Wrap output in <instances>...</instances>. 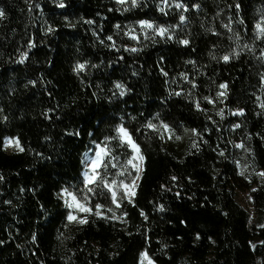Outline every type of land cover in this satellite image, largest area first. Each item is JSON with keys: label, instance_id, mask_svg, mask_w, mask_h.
<instances>
[{"label": "trees", "instance_id": "16d2710c", "mask_svg": "<svg viewBox=\"0 0 264 264\" xmlns=\"http://www.w3.org/2000/svg\"><path fill=\"white\" fill-rule=\"evenodd\" d=\"M0 11V264H139L141 251L154 264H264V178L249 193L259 226L235 195L236 144L264 172V0H0ZM118 125L144 157L132 202L115 220L67 221L58 194L81 193L97 144L109 181L135 175H119L129 149L105 140ZM193 129L205 141L187 152L176 136Z\"/></svg>", "mask_w": 264, "mask_h": 264}, {"label": "snow or ice", "instance_id": "6c2138e0", "mask_svg": "<svg viewBox=\"0 0 264 264\" xmlns=\"http://www.w3.org/2000/svg\"><path fill=\"white\" fill-rule=\"evenodd\" d=\"M116 2L120 5H123L126 2V0H116ZM130 3L132 4L133 7H135L137 5V0H130ZM57 6L64 7L62 2L59 3ZM177 7H180V5H177ZM237 7H239V5H237ZM3 15L4 13L0 11V17H2ZM180 19L181 21H183L184 17L181 16ZM88 23H91V21H88ZM138 24L141 30L151 29L152 31L156 33V35H159L162 38L165 37L166 34L168 33V29L164 27H159V26L154 27V25L147 20H140L138 21ZM254 27L256 29L257 39L264 37V20L258 22ZM49 31H52V29L50 28ZM132 31L133 30L130 29L128 33H125V35H129L130 33H132ZM130 38L133 40H136L137 37L136 35L132 34ZM167 38L172 39L171 35H167ZM108 39L111 40L112 38L108 37ZM181 43L186 45L188 44V41L183 40L181 41ZM130 50L133 52L137 51L136 48H131ZM223 59L225 60V62H227L229 60V57L224 56ZM83 68H84V65L82 64L77 65V70H83ZM262 81H264V76H262ZM116 87L118 89H122V85L120 84H117ZM219 88L226 90L227 85L222 83L219 85ZM121 95H123V91H121ZM224 96H226V91H221L217 93V97H224ZM204 99L207 100L208 103H214V101L208 97H205ZM257 99H260V98L257 97ZM196 107L199 108V104H197ZM261 107H264V105H261ZM234 114H242V111L238 113H234ZM217 115H220L221 118H223V110L218 112ZM147 127L155 129V126L152 124H148ZM161 127L164 129L165 132L171 133V129L168 127V125H161ZM234 127L238 128L239 125L238 124L234 125ZM192 132L193 134H196L195 129H193ZM115 133H116L115 136L106 137L105 138L106 142L111 141V140H117L119 142L118 146L120 147L126 146L131 153V155L127 157V159L124 162V165L122 166L124 170L121 171L119 175L121 176L126 175L129 171V168L131 171L135 172V175L132 176L131 180L126 183L123 180L119 182H117L116 180L109 181L107 179V171L101 174L100 169L101 168L106 169L107 165L111 162V161L104 160V157L108 156L110 152V149L107 147V143H106L104 146H101L100 144L96 145L95 156L87 159L86 161L87 170L83 173V176H84L85 189L87 192H94V188L89 187V185H95L96 187L102 186L101 194H103V190H106L108 193H110L112 204L115 205L117 209H119L121 207L120 201L122 199H127L129 203L132 202V198L135 195L136 182L139 179L140 173L142 171L141 162L143 161L144 157L141 154L139 145L132 138V135L130 134V132L128 131L126 127L118 125L115 128ZM73 134L78 135V133H69V135H73ZM176 138L179 139L178 136ZM15 144H16V147L19 148V142L17 141L15 142ZM235 147L242 148L243 145L237 144L235 145ZM20 151H23V148H20ZM220 155H223V153H220ZM113 159H115V157H113ZM112 167L115 168L117 167V165L113 164ZM256 175L261 178H264V172H258L256 173ZM118 189L123 190L122 196H118L117 194ZM253 191H255V189H253ZM58 195L64 199V204L69 209L67 217H66L67 221L69 222H78L80 225H84L88 223L87 215L78 216L76 213L95 215L97 217H101L105 219H113V220L118 219L115 212L112 213L111 217L104 216V211H111V209H105V206L99 203L95 204V211H93L92 207L88 205L89 197L87 195H85L83 199H81L78 197L76 193H74L73 191H70L67 188L62 189ZM141 215L142 216L144 215L143 212H141ZM119 218L122 219V217H119ZM144 262H146V264H154L153 260L150 258L148 253L146 251H141L140 252V264H144Z\"/></svg>", "mask_w": 264, "mask_h": 264}, {"label": "rangeland", "instance_id": "374dc122", "mask_svg": "<svg viewBox=\"0 0 264 264\" xmlns=\"http://www.w3.org/2000/svg\"><path fill=\"white\" fill-rule=\"evenodd\" d=\"M138 29H141L139 25H138ZM149 30H151V29H145V30H142V31L146 32V31H149ZM199 107H200V109L205 111L203 113L204 116H207L206 118H209L208 117L209 114L211 115V113L213 112V110H211L213 107H211V105L207 106L206 104L205 105L200 104ZM260 112L263 113L264 112V108H262L260 110ZM237 115H241V114H237ZM263 129H264V123H263ZM170 138L172 139L171 135H170ZM204 141H205V139L203 137H201L198 134V132H196V134H193V132H191L190 135H186V134H184L183 136L180 135L179 139H177L178 145H180L181 148L186 150L187 152L189 151L190 148L193 149V148L196 147V145L198 143H201V142H204ZM236 149H237L238 155H239L238 158H237V161H236V174H237V178H238L239 182H241V187L236 189V194L235 195H236L237 201L241 205V207L243 209H245L249 213L250 223L252 225L255 224V225L259 226L261 224V219L257 215L256 211L254 210V208L251 205L249 193H250L251 190H253L255 188L256 183L258 181H260L261 179H263V178L257 176L256 172L252 169V167L248 163V160L246 158L248 156V151L244 147H242V148H237L236 147ZM94 156H95V154L92 155V157H94ZM107 157L108 156H105L104 160H106ZM141 165H142V162H141ZM85 169L87 170V166H85ZM100 172H101V174H103L105 172V169L101 168ZM241 173H243V174H241ZM107 177H108V172H107ZM139 178H140V176H139ZM138 182H139V179L136 182V186H137ZM89 187L94 188V192H87L86 189H85V184H84V189L82 188L81 193L77 194L78 197L83 199V197L85 195H87L91 199V197L97 195L99 197V199L103 202V204L106 205V204H110L111 203L110 205H108L109 207H107V208L105 207V209H109L110 208L111 211L115 212V214L118 215L117 208L115 207V205L112 204L110 193H108L106 190H103V194H101L102 186L96 187L95 185H89ZM135 190H136V187H135ZM117 191L120 192V194H118V196H122L123 195V190L122 189H118ZM62 200L64 202L63 198H62ZM121 201H120V203H121ZM89 204L90 203L88 201V205ZM90 207H92V206H90ZM92 209H93V211H95V205H94V207H92ZM68 211H69V209H68ZM102 211H104V210H102ZM106 212H108V211H106ZM76 214L78 216L88 215V214H84V213H76ZM73 223H75V222H73ZM144 264H146V262H144Z\"/></svg>", "mask_w": 264, "mask_h": 264}]
</instances>
